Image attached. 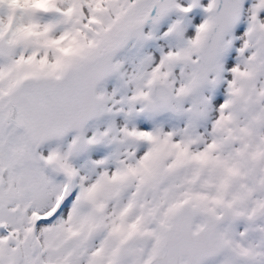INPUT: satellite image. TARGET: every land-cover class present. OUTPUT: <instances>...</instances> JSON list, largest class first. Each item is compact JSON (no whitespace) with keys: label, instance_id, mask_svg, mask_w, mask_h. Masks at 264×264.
<instances>
[{"label":"snow or ice","instance_id":"1","mask_svg":"<svg viewBox=\"0 0 264 264\" xmlns=\"http://www.w3.org/2000/svg\"><path fill=\"white\" fill-rule=\"evenodd\" d=\"M0 264H264V0H0Z\"/></svg>","mask_w":264,"mask_h":264}]
</instances>
